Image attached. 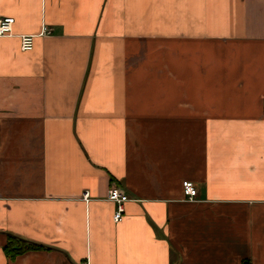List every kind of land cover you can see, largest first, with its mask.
<instances>
[{"label": "crops", "instance_id": "0c3cea01", "mask_svg": "<svg viewBox=\"0 0 264 264\" xmlns=\"http://www.w3.org/2000/svg\"><path fill=\"white\" fill-rule=\"evenodd\" d=\"M183 1L0 0V264H264V0Z\"/></svg>", "mask_w": 264, "mask_h": 264}, {"label": "built area", "instance_id": "2783aa9c", "mask_svg": "<svg viewBox=\"0 0 264 264\" xmlns=\"http://www.w3.org/2000/svg\"><path fill=\"white\" fill-rule=\"evenodd\" d=\"M14 22L15 21L13 18L0 19V38H7L12 36ZM33 46H34V37L23 36L20 38V50L22 52L32 51ZM182 191L185 201H189V202L194 201L197 193L195 187L191 182H187V181L183 182ZM88 196L89 195L85 193L83 199L87 200ZM107 201L115 205V211L113 214L114 223H120L123 220L124 204L127 203L129 199L118 188L112 187L108 191Z\"/></svg>", "mask_w": 264, "mask_h": 264}, {"label": "rangeland", "instance_id": "374dc122", "mask_svg": "<svg viewBox=\"0 0 264 264\" xmlns=\"http://www.w3.org/2000/svg\"><path fill=\"white\" fill-rule=\"evenodd\" d=\"M183 1V0H182ZM189 2V3H188ZM191 6V0H185L181 2V8L179 10H174V16L171 14L172 11L164 12V15L168 18H174L178 20V25L175 26V29H172L171 25L164 26H148L147 30L150 34H164L169 35L171 32H174L179 35L181 39L191 40V8L188 9L187 6ZM186 6V7H184ZM169 14V15H167Z\"/></svg>", "mask_w": 264, "mask_h": 264}, {"label": "trees", "instance_id": "16d2710c", "mask_svg": "<svg viewBox=\"0 0 264 264\" xmlns=\"http://www.w3.org/2000/svg\"><path fill=\"white\" fill-rule=\"evenodd\" d=\"M41 246L29 243L20 239L9 237L7 245L5 247V254L8 258L13 259L19 255H22L28 251H34L41 249Z\"/></svg>", "mask_w": 264, "mask_h": 264}]
</instances>
